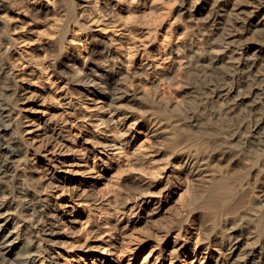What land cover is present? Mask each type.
I'll return each instance as SVG.
<instances>
[{"label":"bare ground","instance_id":"bare-ground-1","mask_svg":"<svg viewBox=\"0 0 264 264\" xmlns=\"http://www.w3.org/2000/svg\"><path fill=\"white\" fill-rule=\"evenodd\" d=\"M0 38V264H97L115 244L92 240L111 237L129 205L139 215L141 190L183 201L172 226L125 251L147 248L154 264H264V0H0ZM31 73L53 113L81 116L77 135L103 169L118 158L100 198L82 180L43 187L39 149L20 130ZM124 174L141 180L120 203Z\"/></svg>","mask_w":264,"mask_h":264},{"label":"rangeland","instance_id":"rangeland-1","mask_svg":"<svg viewBox=\"0 0 264 264\" xmlns=\"http://www.w3.org/2000/svg\"><path fill=\"white\" fill-rule=\"evenodd\" d=\"M205 3L206 2L201 3L199 6L203 8ZM232 4L231 1L228 2V5L232 6ZM141 12V16H144L145 14L147 15L150 12V7L146 5ZM2 53L0 38V55H2ZM100 58L101 57L99 56L93 57V61L98 60L102 63ZM2 61L3 60H0V66L3 65ZM68 65V67L59 65V69L63 72L74 70L72 63ZM108 69L109 67L104 66L102 63V69L94 67V72L92 73L93 75H103V73L105 74L104 70L107 71ZM27 78V81L25 80L23 83L25 90L22 92L19 101V106L22 110V113L19 116L23 117V122L20 124V130L26 140L29 143H33L34 148L39 149L38 153L33 155V158L36 157V160L34 159V166L40 167V169L36 171L37 174L40 175L42 170L46 171V177L43 178V187L52 180L53 183L47 190H61V183L64 182L72 183L70 187L71 190H79L80 187L77 182L82 180L83 187H81V191L87 190L88 192H91V190H96L97 198H100L104 190L112 184V179L115 174L113 168L118 161V158L112 159L114 166L103 169L102 167H105V165L100 155L94 157L91 153V143L83 140L82 137L77 135L79 129L82 130L81 116H68L66 114L53 113L54 109L50 106L47 88L33 83L38 82V84H40L41 82L34 73H31L30 77ZM31 78L34 80L33 82L30 81ZM85 79L91 81L93 76L86 74ZM5 84L6 77L0 68V90ZM91 88L94 87L91 86ZM109 100H111V98H109ZM34 148H31L32 152L34 151ZM86 158L90 160V164L87 163ZM94 163L96 164V169L92 171L91 165ZM140 180L141 179H139L137 175L133 177L131 176L129 179H126V174L122 176V188L115 189L117 190L120 203L125 202L126 198L133 193L132 190H128V183L139 182ZM147 193L148 190H141L137 195L139 196V204L143 207V209L140 210L139 215L131 213L132 211L130 210L132 206L129 205L127 215L123 217L120 216V220L114 223L111 230V237L105 238L109 232L105 231L102 234V237L98 236L93 239L94 241L92 240L94 244L105 240L111 241L115 244L110 257L100 255L97 264H154V260H149L147 263L144 262L146 251L149 249H139L138 252H127L125 249L127 246L136 248L140 243L143 244L144 242L153 241V237H151L149 233L152 234L153 231L164 230L172 226L173 219L177 217L179 213L180 200L183 201V199H181L180 190L171 193L167 192V190H163L161 194L156 193V197H148L149 194ZM159 196H163L162 202L157 199ZM252 196L253 200L256 202L262 200L257 192H254ZM101 200L102 199H99L97 202L100 203ZM163 201H166V206L163 205ZM162 206L164 207L162 208ZM69 208H71L69 202L64 203L61 207L60 203H58L57 211L61 214L68 211L67 214L69 215V213L71 214ZM258 210H260V208ZM261 210L263 209L261 208ZM117 213H121V205L111 211V215ZM197 217L198 216L195 218L196 220L198 219ZM63 218L68 222L71 221V218L66 215H64ZM104 221V219H98L99 223H104ZM261 230H264V220ZM186 232L187 230L184 234H186ZM137 236L140 237L138 240ZM175 236L176 234L172 233L169 236L164 237L163 243L166 245L169 242H172ZM164 246L156 247L155 251ZM122 249H124V253H121ZM217 251L218 253H222L223 249H221V247L213 246L210 251L211 256L213 257L214 255H217ZM212 264H216V262L214 261Z\"/></svg>","mask_w":264,"mask_h":264}]
</instances>
